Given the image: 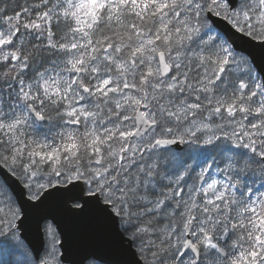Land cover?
<instances>
[{
  "label": "snow or ice",
  "instance_id": "1",
  "mask_svg": "<svg viewBox=\"0 0 264 264\" xmlns=\"http://www.w3.org/2000/svg\"><path fill=\"white\" fill-rule=\"evenodd\" d=\"M0 264H264V0H0Z\"/></svg>",
  "mask_w": 264,
  "mask_h": 264
},
{
  "label": "water",
  "instance_id": "2",
  "mask_svg": "<svg viewBox=\"0 0 264 264\" xmlns=\"http://www.w3.org/2000/svg\"><path fill=\"white\" fill-rule=\"evenodd\" d=\"M69 229H70V231H73V232H77L78 231V229L76 228V225L72 221H69ZM76 239L78 240L79 237L77 236ZM115 254H116L115 250L113 249L112 250V255H115Z\"/></svg>",
  "mask_w": 264,
  "mask_h": 264
}]
</instances>
